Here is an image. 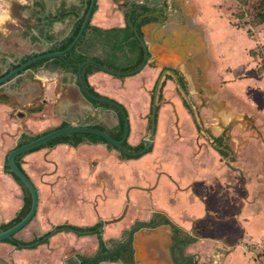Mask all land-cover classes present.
<instances>
[{
	"label": "crops",
	"instance_id": "0c3cea01",
	"mask_svg": "<svg viewBox=\"0 0 264 264\" xmlns=\"http://www.w3.org/2000/svg\"><path fill=\"white\" fill-rule=\"evenodd\" d=\"M33 1L30 0L31 3ZM140 1L143 0H97L90 25L102 30L127 28L123 9L131 2ZM13 2H16L15 9L12 6ZM27 2L28 0H0V57L3 59L13 46L27 51L28 40L35 46L37 38L33 36L31 40L29 34L19 25L20 16L24 17L22 20H31L36 14V9L31 11L25 8ZM174 11L179 14L171 12L172 25L163 27L157 21L141 26L151 58L138 73L119 78L99 70L88 76V82L96 92L123 105L127 110L130 122L127 142L132 146L144 143L150 134L154 90L159 77L166 72L163 71L166 66L182 69L185 62H190V68L184 66L186 72L183 71L185 77L190 80L192 86L190 92L201 101L202 98L198 94L200 88L203 89L207 104L216 110V119L219 121L211 122L218 129L221 130L222 127L233 123L241 125V115L248 112V108H245V111H238L235 107L232 97L239 91L232 86V82L228 84L236 91L229 90L230 94H221L210 78L212 71L209 64L216 61L218 52L214 48L213 32L202 22L198 2L178 0ZM181 20L185 22L182 23ZM68 25V21L58 22L57 28L64 32ZM169 35L173 38V45H180L181 38H184L189 47L187 59L179 56V50L168 49ZM196 43L203 48H196ZM35 50L42 51L44 47L37 46ZM229 50L232 54L231 49ZM233 63L234 67L228 70L226 74L228 76H225L231 81L237 78L235 75L237 63L235 61ZM34 76L35 83L31 88L32 105L29 109L16 107L14 112L15 108L8 102V97L0 95V159L2 157L5 161L3 169L7 154L18 145L22 135L32 137L51 130L64 99L73 94L71 72H35ZM258 77L262 78L259 75ZM166 80L171 79L165 74L163 83ZM164 87L165 85L161 87L160 92L163 97L162 99L159 97L160 102L157 104L153 147L150 152L139 156L143 157L142 159L139 157L123 159L117 149L103 142L91 141H84L78 145L62 142L31 150L20 158L21 167L38 188L39 206L36 217L15 238L31 242L45 237L48 232L52 233L47 242L37 241L25 247H18L11 242H1V260L7 264H63L65 259L76 254L91 255L98 245V234L97 230L88 233L59 231L56 229L57 226L70 224L86 228L103 222L104 237L107 239L117 237L136 219H148L155 211L167 215L171 221L182 227L185 226L184 222L190 221V226L184 228L190 229L205 241L210 239V250L205 246L194 245L197 259L201 263L256 264V261L250 260L249 253H246L247 245L244 247L247 242H252L258 245V253L261 254L258 264H264V235L258 241L256 227H251L250 231L246 227L254 223L257 216L260 221H264V166L258 165V160L262 158L254 154L259 153L258 150H264V120L256 123L260 131L256 135L250 134L251 129L248 133H238L241 130L239 127L233 131L229 143L243 144L240 145L239 152L232 151L229 155L217 150L223 165L216 161L217 156L216 158L210 156L204 162L197 157L189 164L184 160L187 159V152L175 149V144H170L172 147L168 144L161 147L162 143H171L178 139L181 141V132L183 128L185 129V123L189 122L183 121L184 113L187 111L191 115L193 113L183 100L181 103L177 99H171ZM257 106L264 115L263 107ZM13 114L17 117L14 118ZM257 116L259 118V113ZM235 119L238 121H234ZM229 157L232 159L226 160ZM145 159H148V162L142 164ZM235 162L237 165H231ZM123 165H127V168H137L140 172L148 169L150 174L142 179L153 183L155 180V184L152 187H139L133 184L135 186L129 191L135 189L136 194L130 201L138 199L139 203L145 202L148 207L141 209L139 207L142 206L137 207L135 203L133 205L135 210L144 211L127 212L124 219L117 221L115 219L122 216L127 203L118 192V188L127 189L119 185L118 170ZM230 165L235 167L234 172ZM5 171L8 182L0 183V225L14 219L24 206L22 187L12 174L6 169ZM164 177L169 182L165 197L159 188ZM231 178H234L235 182H227ZM145 190L149 193L148 196L140 198L138 193ZM86 206L96 207L93 222L86 223L81 220L74 222L69 219L70 210L81 208L85 212ZM98 207L103 210L100 212ZM240 220L243 223V230L238 232L235 224ZM263 221L261 222L264 223ZM236 239H239V242ZM222 246L235 247L234 251L239 250L243 258L236 253L233 255L234 261L223 260L218 250Z\"/></svg>",
	"mask_w": 264,
	"mask_h": 264
},
{
	"label": "water",
	"instance_id": "95a60500",
	"mask_svg": "<svg viewBox=\"0 0 264 264\" xmlns=\"http://www.w3.org/2000/svg\"><path fill=\"white\" fill-rule=\"evenodd\" d=\"M38 1H39V4L35 10L36 11L35 16L31 20H27L26 24H24V27H22L23 30L29 34L31 40L33 36L37 38L35 42V46L33 47L35 48L39 46V47H44V49H47L49 45H55V44L62 42L65 38L73 37L74 30H76L75 23L79 18L82 17V14H83L81 5H78L77 8H73L72 4L70 3V0H38ZM95 3H96V0H92L91 5L88 9L87 15L85 17L84 23L78 35L74 37L73 42L65 50L56 51V52L48 51L45 53H42V51H36V50H34L35 52H32V51L28 52L24 49H17L16 48L17 46H13L11 47L10 52L7 54V57H4V60L6 61L7 65L10 64V66H12L13 64H16L26 59L28 56H31L32 54L35 55L33 59L22 63L18 68L10 71L4 77L0 78V90H4V91H0V95L11 97V98H15L11 96L14 94L22 95V100L20 99V103H18L15 98V107L29 109V107L32 105V100H28V102L25 101L26 95H29V98L32 99L31 81L28 78V72H29L28 68L32 63H36L40 61H44V62L38 65V67L35 69L36 72H57V71L71 72L72 73L73 94L67 97L66 99H64V102L62 104L58 118L56 122L53 124L51 130L39 135L37 138H34L32 140L25 141L24 139H21L20 145L13 148L6 156L8 172L10 174L17 176L25 184V186L29 189L31 198H32V205L27 215L24 216L18 223H16L12 227L4 231H0V243L5 242L7 240H10V241L14 240L16 235L36 217L38 206H39L38 188L33 183V181L30 179V177L26 174V172L18 165L16 161L17 156L23 153L29 152L33 149H36L42 145H45L51 140L58 138L62 135L74 134V133L96 134L102 137L105 140L107 145L110 144L115 149H117L119 152L127 156H131V157L142 156L146 154L148 151H150L153 147L156 125H157V104H158L157 101L159 100L161 87L163 85V80L165 79V74L167 71L162 73L156 85L155 92H154V99L152 103L150 134L144 140V143H143L144 148L139 152H132L128 150L124 145L128 139L129 132H130L129 117H128L127 112L124 110V108L119 103H117L116 101L112 99L106 98L104 96L97 97L93 95L86 87L84 79H83V68L89 64L96 65L101 70L111 75H114V76H129V75L138 73L146 65V63L149 62L150 60L149 54H148V52L150 51L149 45L146 42V40L143 38L141 28L139 30L140 31L139 33L137 27L131 26V23L129 24V21H128V17H129L128 8L129 7H126L125 9H123V13L125 14L126 23H127L126 29L132 32L134 30L136 39L145 49L144 60L137 69L133 71H129V72H120V71H116L108 67L107 65L102 64L99 61L94 60L96 58L101 61H104L105 63L114 64L117 66L129 65L136 61L135 58H127V57L120 56L119 54L115 55V57H107L105 54L102 53L101 49L97 50L100 45L98 46L95 45L96 43L95 40L89 41L90 39L89 37L91 36V34L89 33L87 37L83 38L84 39L83 43L94 44L96 49H93V50L81 49V51L79 52L76 51L77 54L86 55L90 58V60H87L83 62L82 64L78 65V72H75L71 69H67V70L64 68L62 69L60 66H58L54 62L55 58L64 59L65 56L69 52H71L73 49L77 47L81 38L85 34L88 22L90 21L91 16L94 11ZM135 4L139 9V6H138L139 3H135ZM132 5H134V2L130 3V6ZM146 5H148V3H145V2L141 3V6H146ZM165 11H166L165 14H162V17H161L162 20L159 21L158 23L159 25L163 27L164 26L167 27V25H172V22H171L172 13L171 12H175L174 9L171 8V6H169V9L168 8L165 9ZM176 14H179V12ZM146 16L148 15L142 16L140 20H142ZM69 19H74V21L71 22V25H68L67 29L64 30V32H61L60 30H58L57 23L58 22L65 23ZM181 22L183 23L185 22V20H181ZM93 28H96V27H93ZM120 29H125V28H120ZM98 30H102V29L98 28ZM103 31H110V30H103ZM195 47L198 49L203 48V46H201L200 44L197 45V43ZM188 48L189 47L185 43V40L183 37L181 38L180 45H173V38L171 36L168 37V49L169 50L170 49L179 50L178 51L179 56H181L182 59L184 60L187 59L189 56ZM189 65H190L189 61L188 63L185 62V64L182 67V70L186 72L185 67L189 69L190 68ZM169 72L173 75V77L177 81H179L174 71L170 70ZM178 87L184 93L186 99L188 100L190 107L193 109V105L189 99L188 93L185 91V89L183 88L180 82H178ZM119 113H121L124 118L125 132L121 140H116L108 132L101 129L99 126L103 125L105 127H109V129H115L120 124ZM109 117L113 118L114 121H108ZM63 124H66V126L59 128ZM155 213H159V212L154 211L153 214ZM159 214H163V213H159ZM163 229H166V228L160 227L158 230L161 233L165 231ZM99 230H102V227H100ZM133 233H134V230L130 232V238H133V235H134ZM159 235L160 237H163V234H159ZM142 246H143L142 247L143 251L146 250V255L144 254L145 255L144 258L147 257L150 263L153 264L155 262L154 260L155 251L153 249H150V247H147V245H142ZM112 255L113 254L109 253V254H104V255H99V256H94V257L85 256V257H82V261H85L86 264H95L96 262L100 261V259H102L104 256L110 258ZM72 261H70V259L67 258L65 259L64 264L78 263L79 257L77 256V254L74 257L72 256ZM0 264H7V263H5L3 260L0 259Z\"/></svg>",
	"mask_w": 264,
	"mask_h": 264
},
{
	"label": "rangeland",
	"instance_id": "374dc122",
	"mask_svg": "<svg viewBox=\"0 0 264 264\" xmlns=\"http://www.w3.org/2000/svg\"><path fill=\"white\" fill-rule=\"evenodd\" d=\"M199 4L200 11H201V19L202 22L205 24L206 28L213 32V43L214 48L218 52V57H216V61H211L209 64V69L212 71V74L210 75V78L214 81L217 91L221 94H230L229 90L236 91L232 86H235V88L241 92H235L232 97V101L236 104L235 107H237L238 111H245V108H248V112L241 115V125L234 126V129H237L238 127L241 129L238 133H248L249 130L250 134H258L260 131L258 129V121L264 120V115L262 114L261 110L258 108L257 105H260L263 107L264 110V67L258 71L259 67L264 64V50H263V44H264V23H259L258 19L256 17V6L259 4L258 0H196ZM232 54H230V50ZM258 50V51H257ZM252 51V52H251ZM227 57V58H226ZM226 58V59H225ZM235 61L237 63L236 69V79L230 81L225 78V76H228V70H231L234 67ZM179 68V67H178ZM179 70L183 73V70L179 68ZM261 76L262 78L258 77ZM171 79V78H169ZM227 79V80H226ZM189 89L192 90V86L190 85V80L186 78ZM232 82V86H229L228 83ZM177 85L175 83H172L171 80H166L165 87L163 88L166 93H169L170 98H174L179 100V102L182 103V100L187 101L184 93L179 89V87H176ZM200 90H203L200 88ZM225 90V91H224ZM168 91V92H167ZM155 92V90H154ZM168 95V94H167ZM191 92L188 94L189 99L193 105V109L190 107L192 111V115L187 111L184 113V120L183 121H189L185 124V129L183 128L180 139L171 142V143H162V148L165 144H168L169 147H172L170 144H175V149H179V151H185L187 152V159L186 160L189 164L193 163V160L197 157L201 158V160L204 162V160H208L210 156H217L216 161H218L220 164V154H218L216 149H213L210 147L209 143L206 141V138L208 140H212L209 136L208 129L212 128V131L214 133H218L217 126L213 125L211 121H219L217 120V113L216 110L211 109V107L207 103H202L200 100L195 98ZM154 96V95H153ZM204 97L205 94H203ZM163 96H161L162 99ZM8 102H11V104L14 106V112L16 111L15 107V98L8 97ZM160 100V98H159ZM158 100V101H159ZM157 101V102H158ZM160 102V101H159ZM258 102V103H257ZM251 109V110H250ZM187 109H185L186 111ZM211 112H215L213 114V117L211 116ZM259 113V118H258ZM215 115V116H214ZM13 117L16 118V114H13ZM129 117V115H128ZM239 120V118H237ZM235 119L234 121H238ZM196 121V123H195ZM198 125V127H197ZM218 125V124H217ZM220 130V129H219ZM180 133V132H179ZM233 133V132H232ZM149 135V134H148ZM147 135V136H148ZM206 137V138H205ZM243 144V142H239L237 145L235 143H231V153H235V151L239 152L238 150L240 145ZM255 145V144H254ZM229 148V149H230ZM184 149V150H183ZM259 153H254L256 156H260L258 160V165L263 164L264 166V150L259 151ZM214 154V155H213ZM230 154V153H229ZM259 154V155H258ZM121 156V154L119 153ZM227 155V153H225ZM143 158V157H139ZM232 158L229 157L226 160H231ZM200 161V162H202ZM145 162H148V159L143 160L142 164H145ZM4 159L1 157L0 159V183H6L8 182V178L6 176L5 169L2 168L4 166ZM218 163V164H219ZM136 165H139L138 163H135ZM237 165L236 162L232 163L231 165ZM132 164H130L131 166ZM223 165V164H222ZM233 168V172L235 170L234 166H231ZM240 165V164H239ZM150 174V171L148 169H144L141 172L137 168H127V165H123L118 170V176L120 178L119 185L120 187H126L127 189H119L118 192L121 196H123V201L127 200L126 207L124 208V211L127 209V212L131 211H139L140 209H136L133 206L135 203V206H142L139 207L141 209L147 208L148 204L145 202H140L138 199L134 201H130L133 199L134 195L136 194V190L133 189L129 191V189L133 188L136 184L139 187L142 186H148L152 187L155 184L153 182H148L142 177H147V175ZM225 177V176H224ZM231 182H235L234 178H231ZM146 183V185H145ZM161 185L159 188H161L160 193H163L164 197L166 194V189H169L168 187V180L164 177L160 181ZM129 186V187H127ZM120 190V191H119ZM114 192V191H113ZM147 190L144 192H139L138 196L140 198H143L145 196H148ZM114 198V197H113ZM125 199V200H124ZM114 200H116L114 198ZM129 200V201H128ZM239 203V200H238ZM103 204V203H102ZM94 206H86L85 212L81 208H73L69 212V219L71 221L77 222V220H81L83 222L89 223L94 221V215L96 213V207ZM134 207V208H133ZM205 207L202 205V209ZM76 209V210H75ZM100 212L101 207L97 208ZM114 210V207H113ZM118 210V207H117ZM123 211V210H122ZM144 210H140L142 213ZM146 212V211H145ZM241 221V220H240ZM238 221L236 225V229L238 232H241L243 230V223L242 221ZM263 221V220H261ZM259 219V216H257L254 220V223H250V225H246L247 229L249 231L251 230V227H256V232L258 233V241L262 235H264V223H262ZM264 222V221H263ZM190 221L184 222V227L190 226ZM237 242H239V239H236ZM262 240V239H261ZM211 241L208 239L205 241V239H199L198 243L195 244V246H205L208 248V250L211 249ZM247 245L246 253H249V256L251 257L250 260L256 261L258 264V259L260 258L261 254L258 253V245L252 244V242H247L244 247ZM236 246V245H235ZM231 247V246H230ZM218 250L221 252V257L224 259H229L230 261L235 260L234 254L238 253L240 256V252L234 251L235 247L228 248L227 246L219 247ZM234 251L231 255H229L230 252ZM252 253L253 255L251 256ZM241 255L240 257H242ZM230 257V258H229ZM243 258V257H242ZM241 258V260H242ZM241 262V261H240ZM241 264H246L244 262H241Z\"/></svg>",
	"mask_w": 264,
	"mask_h": 264
},
{
	"label": "flooded vegetation",
	"instance_id": "af4514ba",
	"mask_svg": "<svg viewBox=\"0 0 264 264\" xmlns=\"http://www.w3.org/2000/svg\"><path fill=\"white\" fill-rule=\"evenodd\" d=\"M91 2L92 0H70V3L72 4L73 8H77L78 5H81V9L83 13L82 17L79 18L75 23L76 30H74L73 37L65 38L62 42L58 44L49 45L47 49L42 50V53L48 51L56 52V51L65 50L73 42L74 37L78 35L84 23ZM142 2L148 3V5L141 6ZM135 3L140 4V5L138 4L139 9ZM135 3L132 6L130 5L128 6L129 7L128 21L129 24L131 23V26L137 27L139 31L141 26L146 23H150L152 21L154 22L161 21L162 14H165L166 12L165 9L167 8L169 9V6H171V8L173 9L177 8L178 0H147V1L143 0ZM38 4H39L38 0H34L32 3L30 2V0H28L25 8L34 11L37 8ZM96 4H97V0L95 3L94 11L96 10ZM12 6L14 9L17 8L16 2H13ZM145 15L148 16L140 20L141 17ZM134 17L135 19H137L136 22H132V18ZM20 18L21 19H19V25L20 27H24V24H26V21L28 19L22 20V18L24 17L21 16ZM73 21L74 19H69L68 24L71 25V22ZM77 30L78 33L76 34ZM88 33L91 34V36L89 37L90 38L89 41L95 40L96 41L95 45L97 46L100 45L97 50L101 49L102 53L105 54L107 57H115V55L119 54L120 56L123 57L135 58L136 61L140 60V58L142 57L143 58L145 57V49L136 39L134 30H133V37L125 40L124 39L125 32H114L113 30L110 31L97 30V28L94 29L90 25V21L88 22L84 36L81 38L77 47L74 49L75 52L76 51L79 52L81 51V49H87V50L96 49L94 44L83 43L84 40L83 38L87 37ZM26 43H27L26 45L27 51L35 52L34 51L35 48L33 47V42L28 40L26 41ZM148 54L150 59L151 52L149 51ZM34 56L35 55L32 54L31 56H28L26 59L16 64H13L12 66H10V64L7 65L3 57H0V78L4 77L10 71L18 68L22 63L33 59ZM39 64H40L39 62L32 63L28 68L29 70L28 78L31 81V88H33V84L35 83L34 81V75L36 72L35 69L38 67ZM61 68L63 69V67ZM164 70L167 71L166 72L167 78H171L173 83L177 85L176 87H178V82H180L182 86L184 83L185 85L183 86V88L188 94L190 93L189 84L186 80L184 73H182L177 68H172L169 66L164 67L163 71ZM170 70L176 73L179 81H177L173 77V75L169 72ZM0 91H4V90H0ZM203 94L204 91L200 90L198 95L202 98L201 100L202 103L204 102L207 103ZM11 96L15 97L18 103H20V99L22 100V95L14 94ZM28 100H32V99L29 98V95H26L25 101L28 102ZM184 103L185 105L188 106V108H190V105L187 101L184 100ZM210 113L211 116L213 117V113L212 112ZM108 121H114V119L109 117ZM233 124L224 126L222 127L221 130L217 129L218 133L216 134L212 131L213 127L209 128L208 132L212 140L210 141L206 137L205 138L206 141L209 143L210 147L218 150L219 152H222L223 154L227 153V155H229V153H231L229 142L232 136L234 125H236ZM100 126L105 128V126L103 125ZM106 128L109 129V127ZM126 214H127V209L124 211V213L120 218L115 220L120 221L124 219ZM104 225L105 223L101 222L96 228L98 234V245L96 249L91 255H85V256L94 257L109 253L113 255L110 258L104 256L102 259H100V261L96 262L95 264H151L150 261L147 259V257L144 258V256L146 255V250L143 251L142 245H147V247H150V249H153L155 251V255H154L155 262L153 264H208V263H201L200 261H198L197 251L194 249V245L198 243L200 236L195 235L193 231H190V229H186L182 226L175 224L164 214L152 213L148 219H136L128 229H124L117 237H110L107 239H105L104 237L105 235ZM100 227H102V230H99ZM160 227L166 228L163 229L165 231L160 233V231L158 230ZM132 230H134L133 233L134 235L133 238H130V232ZM159 234H163V237H160ZM77 256L79 257V262L74 264H86L85 261H82V257H85L84 255L77 254ZM69 259L70 261H72V257H70Z\"/></svg>",
	"mask_w": 264,
	"mask_h": 264
},
{
	"label": "trees",
	"instance_id": "16d2710c",
	"mask_svg": "<svg viewBox=\"0 0 264 264\" xmlns=\"http://www.w3.org/2000/svg\"><path fill=\"white\" fill-rule=\"evenodd\" d=\"M259 1V4L256 6V17L258 19V22L259 23H264V0H258ZM133 21L132 22H136L137 19H132ZM96 29V28H94ZM98 30V28H97ZM114 32H125V40L133 37V32L128 30V29H113ZM78 33V30L76 32V34ZM120 46V45H119ZM263 50H264V44H263ZM258 51V50H257ZM252 52V51H251ZM143 57L140 58V60L132 63V64H129V65H124V66H117V65H114V64H108V63H105L104 61H101L99 59H94L96 61H99L101 62L102 64L104 65H107L108 67L116 70V71H120V72H129V71H133L135 69H137L141 63L143 62ZM87 60H90V58L86 55H82V54H77L75 52V50L73 49L71 52H69L64 59H61V58H55L54 59V62L58 65V66H61L63 67L64 69H71L75 72H78V65L82 64L83 62L87 61ZM264 60V59H263ZM48 61V60H47ZM44 61H40L39 63H42ZM264 67V64L261 65L258 69V71H260L261 68ZM101 70L99 67H97L96 65H92V64H89V65H86L84 68H83V79H84V82H85V85L86 87L88 88V90L95 96L97 97H103L101 94H99L98 92H96L94 90V88L89 84L88 82V76L89 74H91L92 72L94 71H99ZM119 78H123V76H117ZM165 83H163L162 86H164ZM185 84L183 83V86ZM9 96V95H8ZM162 96V94L160 93V97ZM96 103V102H95ZM121 105V104H120ZM124 110L127 112V110L125 109V107L123 105H121ZM151 114H152V111H151ZM151 114H150V120H151ZM119 118H120V124L115 128V129H108V128H104L102 126H99L101 129L105 130L106 132H108L113 138H115L116 140H121L124 136V132H125V123H124V118L122 116L121 113H119ZM66 126V124H63L62 126H60L59 128H62ZM39 135H36V136H26L24 135L22 137V139H26L25 141L27 140H32L34 138H37ZM26 137V138H25ZM84 141H91V142H103V143H106L105 140L96 135V134H89V133H74V134H65V135H62L58 138H55L53 140H51L50 142H48L47 144L45 145H42L36 149H39V148H42V147H46V146H54L58 143H62V142H68V143H71L72 145H78ZM21 142L18 143L17 146L20 145ZM109 147H112L114 148L112 145L108 144ZM125 147L132 151V152H139L141 151L143 148H144V144L143 143H140L139 145L137 146H132L131 144H129L127 141L125 142ZM34 150V149H33ZM151 151V150H150ZM148 151V152H150ZM121 153V152H120ZM25 153L17 156L16 158V161L18 163V165L21 167V164H20V158L24 155ZM121 156L123 159H131V158H134V157H131V156H127L123 153H121ZM22 168V167H21ZM5 169L8 171V165H7V160H6V164H5ZM23 169V168H22ZM13 175V174H12ZM14 179L18 182V184L22 187V190H23V193H24V206L22 208V210L19 212V214L14 218L12 219L11 221L7 222V223H2L0 225V231H4L10 227H12L13 225H15L16 223H18L24 216L27 215V213L29 212L30 208H31V205H32V198H31V194H30V191L29 189L25 186V184L15 175H13ZM98 226V225H97ZM97 226H93V227H78V226H74V225H70V224H63V225H59L56 227L57 230L61 231V230H73V231H77V232H80V233H88V232H93L94 230H96ZM52 232H48L45 237H42L36 241H31V242H25V241H21V240H17L16 238L14 240H7L5 242H11L15 245H17L18 247H25V246H30V245H33L35 244L37 241H41V242H47L48 240V237L50 236ZM263 254H264V251H263Z\"/></svg>",
	"mask_w": 264,
	"mask_h": 264
}]
</instances>
